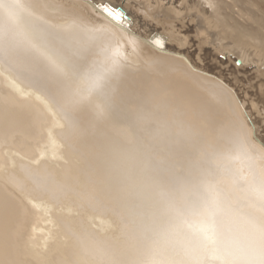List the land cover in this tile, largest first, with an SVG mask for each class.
Wrapping results in <instances>:
<instances>
[{
    "label": "bare ground",
    "instance_id": "obj_1",
    "mask_svg": "<svg viewBox=\"0 0 264 264\" xmlns=\"http://www.w3.org/2000/svg\"><path fill=\"white\" fill-rule=\"evenodd\" d=\"M243 2L0 0V264H203L200 238L164 215L166 197L145 173L139 133L113 114L106 76L120 69L130 76L126 60L138 68H155L160 73L153 83L155 101L169 106L168 118L190 125L204 148L224 147L246 185L259 182L250 190L252 197L264 198V147L243 125L234 88L176 52L198 48L207 66L218 63L216 69L223 56L188 33L183 22L206 25L201 36L214 37L218 27V37L246 45L238 52L222 43L217 51L237 56L241 68L252 78L259 76L262 83L254 85L251 78L249 85L263 93L264 57L254 52L264 55V45L251 48L246 27L220 30L225 19L217 23L211 16L221 4L239 11ZM183 9L188 17L181 16ZM253 26L264 30V21L256 19ZM90 28L107 38L84 35ZM156 39L164 46H157ZM169 76L175 77L174 84ZM130 83L128 77L117 80L118 86ZM216 117L225 118L221 130L213 126ZM102 122L110 129L97 136L82 129L83 123ZM226 133L244 144L242 152L233 149ZM71 142L86 149L82 156L72 154ZM200 185L212 194L208 185ZM243 185L224 178L214 219L222 224L220 238L243 253V263L264 264V211L249 207ZM91 198L99 200L88 207ZM232 212L234 242L228 237L232 228L223 221ZM183 251L190 255L181 256Z\"/></svg>",
    "mask_w": 264,
    "mask_h": 264
},
{
    "label": "rangeland",
    "instance_id": "obj_2",
    "mask_svg": "<svg viewBox=\"0 0 264 264\" xmlns=\"http://www.w3.org/2000/svg\"><path fill=\"white\" fill-rule=\"evenodd\" d=\"M219 1L215 0L216 3ZM243 6L244 8L241 7L239 11H234L221 4L219 9L211 12L212 19L217 23H221L220 21L225 19L220 30L224 25H229L237 30H241L242 26L246 27L243 32L248 41H253L252 44H249L251 48L264 45V30L257 31L253 26L256 19L264 21V3L261 0H251L249 2L245 0ZM186 10L183 9L184 12L181 16H187ZM188 12L194 15L193 11ZM197 24V22L191 23L190 19L187 18L183 22L188 33L196 34L206 42L210 51L223 56L218 67L216 69L212 68L218 63L207 66L202 58L203 52L198 48L185 46L176 52L185 53L199 65L205 66V70L213 71L234 88L236 94H233L237 95V99L243 105L239 103L245 116L243 125L245 124L247 130H253L257 141L264 147V92L261 93L249 85L253 75L240 67V60L237 56L233 55V58L226 57L225 51H217V47L222 43L228 48H238V52L243 48L239 46L241 44L245 46L246 44L243 41H240L241 44H239V41L218 37V27L213 28L212 34H214V37L212 35L210 37L207 35L201 36V32L205 30L206 25L199 27ZM137 30L142 35L140 24H137ZM84 35L107 38L102 30L94 28L84 31ZM210 44L213 45V48L209 47ZM207 47L205 48L207 49ZM254 54L260 58L264 57L263 54L255 52ZM205 55L208 57L207 54ZM120 59L124 60L122 57ZM118 62L121 63L119 60ZM126 64L130 65L132 69L130 70V76H127L121 69L115 74L106 76L105 85L109 88L107 89L108 94L111 97L113 95V98L110 99V106L117 118L128 120L129 125L139 133V155L145 157V161H143L147 170L145 173H148L149 182L153 183L155 191L166 197H164L165 202L162 208L164 215L171 221L180 222L184 229L192 233L194 238H200L199 244H201L204 251V259H200V263L248 264L240 260L243 255L240 250L233 248L229 242L220 238L221 234L219 233H221L222 224L214 219L220 211L219 202L216 199L219 193H222L224 178H228L234 182L236 187L244 184L243 187H246L249 195V199L246 200L249 207L254 204L257 208L256 212H261L260 209L264 211V198L252 197L250 194L251 188H257L259 182L256 180L255 183L246 185L245 175L240 172L238 163L227 160L224 155V147L217 146L212 150L204 148L203 140L198 136L196 130L180 119L171 120L168 118L169 106L158 105L155 101L156 92L154 87L156 86L153 83L159 80L160 77V73L155 68H150L148 65H146V68H138L134 62H128L127 60ZM120 77H128L131 83L118 86L117 80ZM169 77L167 78L170 80L169 84H174L175 77ZM260 79L259 76L257 79L252 78L253 84L262 83ZM260 90L263 91L264 87L262 86ZM226 115L231 117L232 121L234 120L228 112H226ZM214 120L213 126L217 130H221L220 127L224 125L225 118L216 117ZM82 129L92 133V136H97V133H105L110 128L107 122H102L95 124L83 123ZM232 134L226 133L224 137L233 142V149L242 152L244 144H238L235 141L236 138L231 137ZM139 149H136L137 153ZM69 150L73 155L82 156L86 149L80 144L71 142L69 143ZM162 152L164 155L161 156ZM84 156L87 160L88 155L85 154ZM249 158L250 154L245 160ZM240 166L243 165L240 164ZM201 183L208 185L212 189V194L203 189ZM215 191L218 192L214 193ZM95 200L99 199L91 198L90 201L88 200L87 206L90 207ZM201 202L204 203L200 204ZM232 215H234L233 212L230 216L225 217L223 221L232 228V232L228 237L231 242H234L235 234L233 232L237 227V221ZM196 243L198 242L193 244ZM183 255L189 256L190 253L183 251L181 256Z\"/></svg>",
    "mask_w": 264,
    "mask_h": 264
},
{
    "label": "snow or ice",
    "instance_id": "obj_3",
    "mask_svg": "<svg viewBox=\"0 0 264 264\" xmlns=\"http://www.w3.org/2000/svg\"><path fill=\"white\" fill-rule=\"evenodd\" d=\"M154 42L159 47H163L164 46V42L161 39H156Z\"/></svg>",
    "mask_w": 264,
    "mask_h": 264
}]
</instances>
